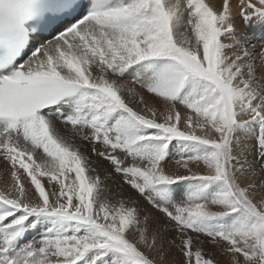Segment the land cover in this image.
Segmentation results:
<instances>
[{
    "label": "snow or ice",
    "instance_id": "6c2138e0",
    "mask_svg": "<svg viewBox=\"0 0 264 264\" xmlns=\"http://www.w3.org/2000/svg\"><path fill=\"white\" fill-rule=\"evenodd\" d=\"M0 264H264V0H0Z\"/></svg>",
    "mask_w": 264,
    "mask_h": 264
},
{
    "label": "rangeland",
    "instance_id": "374dc122",
    "mask_svg": "<svg viewBox=\"0 0 264 264\" xmlns=\"http://www.w3.org/2000/svg\"><path fill=\"white\" fill-rule=\"evenodd\" d=\"M7 179V173L0 170V190H4V181Z\"/></svg>",
    "mask_w": 264,
    "mask_h": 264
},
{
    "label": "bare ground",
    "instance_id": "6f19581e",
    "mask_svg": "<svg viewBox=\"0 0 264 264\" xmlns=\"http://www.w3.org/2000/svg\"><path fill=\"white\" fill-rule=\"evenodd\" d=\"M0 170H2V171L4 170L2 165H0ZM4 172H5V171H4Z\"/></svg>",
    "mask_w": 264,
    "mask_h": 264
}]
</instances>
